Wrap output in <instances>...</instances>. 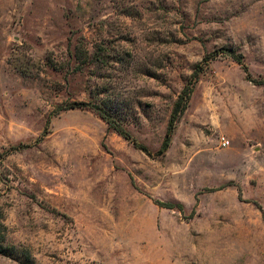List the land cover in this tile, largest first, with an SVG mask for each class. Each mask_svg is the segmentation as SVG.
<instances>
[{"label": "rangeland", "instance_id": "rangeland-1", "mask_svg": "<svg viewBox=\"0 0 264 264\" xmlns=\"http://www.w3.org/2000/svg\"><path fill=\"white\" fill-rule=\"evenodd\" d=\"M0 264H264V0H0Z\"/></svg>", "mask_w": 264, "mask_h": 264}, {"label": "trees", "instance_id": "trees-1", "mask_svg": "<svg viewBox=\"0 0 264 264\" xmlns=\"http://www.w3.org/2000/svg\"><path fill=\"white\" fill-rule=\"evenodd\" d=\"M236 58V57H234ZM238 64H240V59H234ZM245 68V67H244ZM246 70V68H245ZM196 72L193 75V78L195 77ZM192 90L186 86V88H184V90L182 91V93L180 94V96L178 97L177 101L174 104V108L173 111L170 115L169 118V122L167 125V129H166V134H165V139L163 141V144L161 146V148L159 149V151L157 152L156 156H161L166 149L169 146L170 143V138L174 129V125L176 123V121L178 120L180 114L183 112V110L185 109L187 102L189 100V97L191 95ZM79 106H83V105H79ZM78 107L76 104L71 105L70 108H75ZM102 118L106 121V123L108 124V126L113 129L119 136H121L124 140L128 141L130 144H132V146L138 150H142V152H144V154H146L147 156H151V153L142 145H139L122 127H120L119 125H116L114 123H112L109 119H107L104 115H102ZM45 134L42 136L44 137Z\"/></svg>", "mask_w": 264, "mask_h": 264}, {"label": "built area", "instance_id": "built-area-1", "mask_svg": "<svg viewBox=\"0 0 264 264\" xmlns=\"http://www.w3.org/2000/svg\"><path fill=\"white\" fill-rule=\"evenodd\" d=\"M229 144V142L225 141L224 139L221 141V146L225 147Z\"/></svg>", "mask_w": 264, "mask_h": 264}]
</instances>
